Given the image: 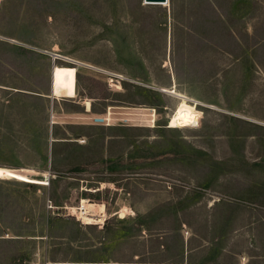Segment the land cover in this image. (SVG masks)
I'll use <instances>...</instances> for the list:
<instances>
[{"label":"rangeland","instance_id":"1","mask_svg":"<svg viewBox=\"0 0 264 264\" xmlns=\"http://www.w3.org/2000/svg\"><path fill=\"white\" fill-rule=\"evenodd\" d=\"M0 169V264H264V0H0Z\"/></svg>","mask_w":264,"mask_h":264},{"label":"bare ground","instance_id":"2","mask_svg":"<svg viewBox=\"0 0 264 264\" xmlns=\"http://www.w3.org/2000/svg\"><path fill=\"white\" fill-rule=\"evenodd\" d=\"M146 4V3H145ZM162 5H168V2ZM75 70L72 67L54 66L51 73V93L52 97H74L75 96V83L74 76ZM170 93H175L174 90H168ZM192 112L190 108L180 106L179 112L175 116L169 117L170 128H184L191 127ZM5 170L0 169V174ZM81 212L78 213L79 217L86 224H100L105 218L104 204L91 203L85 199L81 201ZM72 212L75 208L71 209Z\"/></svg>","mask_w":264,"mask_h":264},{"label":"water","instance_id":"3","mask_svg":"<svg viewBox=\"0 0 264 264\" xmlns=\"http://www.w3.org/2000/svg\"><path fill=\"white\" fill-rule=\"evenodd\" d=\"M148 5H162L168 2V0H143Z\"/></svg>","mask_w":264,"mask_h":264},{"label":"crops","instance_id":"4","mask_svg":"<svg viewBox=\"0 0 264 264\" xmlns=\"http://www.w3.org/2000/svg\"><path fill=\"white\" fill-rule=\"evenodd\" d=\"M163 92L165 91L164 89L162 90ZM52 94V93H51ZM52 98H54V97H52ZM196 106V105H195ZM197 111V110H196ZM152 122H153V120H152Z\"/></svg>","mask_w":264,"mask_h":264}]
</instances>
